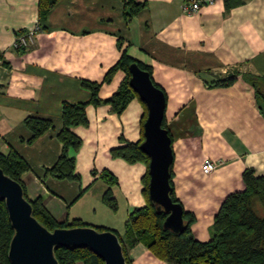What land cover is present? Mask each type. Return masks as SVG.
Returning <instances> with one entry per match:
<instances>
[{
    "label": "crops",
    "instance_id": "1",
    "mask_svg": "<svg viewBox=\"0 0 264 264\" xmlns=\"http://www.w3.org/2000/svg\"><path fill=\"white\" fill-rule=\"evenodd\" d=\"M136 1L143 6L125 18V0H56L41 30L16 49L15 36L36 21L39 0H0V152L13 150L26 161V197H39L57 221L122 230L127 216L146 202L145 163L111 153L142 137L138 96L120 113L105 102L86 105L87 123L72 128L80 146L68 151L77 178H57L47 169L61 152L62 103L90 99L83 80L99 83V99L110 97L125 72L118 68L104 77L125 53L146 66L165 93L174 192L194 216L193 235L208 240L223 197L243 188V170L264 174V115L242 77L264 76V0H215L194 13L182 11L183 0ZM229 74H236L232 84H213ZM28 116L51 125L31 138ZM206 157L219 162L208 174L201 171ZM104 171L115 182L108 183ZM108 187L115 210L103 201ZM124 254L131 264H170L141 242L124 243Z\"/></svg>",
    "mask_w": 264,
    "mask_h": 264
},
{
    "label": "trees",
    "instance_id": "2",
    "mask_svg": "<svg viewBox=\"0 0 264 264\" xmlns=\"http://www.w3.org/2000/svg\"><path fill=\"white\" fill-rule=\"evenodd\" d=\"M55 1L39 0L38 20L41 28V19ZM143 4V2H137L136 0H125L124 17L131 18L134 16ZM131 62H136L139 67L148 71L146 66L122 53L120 59L108 70L104 77V80H108L118 68L123 69L125 72L124 79L110 97L99 99L97 97L99 83L83 80L82 85L91 91L90 99L88 101L73 103L65 101L62 103V126L57 132V138L61 142V152L56 163L47 169V172L52 176L57 178L78 177L74 173V158L68 154V151L70 148L76 150L80 146L81 139L72 131V128L87 123L85 112L87 104L109 103L114 112L120 113L132 97L138 96L130 87L128 81L130 77L128 65ZM242 77L254 88L257 107L264 115V76L243 73ZM235 79L236 74H229L216 80L213 84L228 86ZM154 84L159 87L156 83ZM142 104L144 105L141 120L142 137L136 142H127L122 146L113 148L111 153L113 156L121 157L128 162L141 161L145 163L146 172L142 182L146 202L143 206L136 207L125 219L122 231L125 237L124 240L116 229L101 227L98 230L110 229L116 233L127 264L131 263L124 254V243L133 245L138 242L144 244L157 258L166 260L170 264H264V174L256 175L252 168L244 169L241 174L243 188L227 193L221 200L209 228L210 237L208 240H198L193 235L190 225L194 221V216L184 208L183 230L180 233H174L168 229H163L162 222L166 213L162 210L156 211L148 198V157L139 148V144L143 139L142 124L146 116V107L143 102ZM25 123L33 132L31 138H35L51 125L48 119L31 116L25 118ZM162 126L167 129L164 117ZM168 134L170 135L169 130ZM0 168L6 175L20 183L24 197L32 206V214L47 229L52 230L55 227H74L85 224L79 219L68 222L57 221L39 197L35 199L26 197L21 176L29 167L26 161L15 151L0 152ZM103 175L107 176L108 183L115 182V178L110 172L104 171ZM169 182L171 185V199L174 202L181 203L174 192L171 170ZM103 201L113 210L116 209L117 203L112 196L110 187L104 192ZM256 204L261 207V214L255 210ZM12 233L13 230L7 217L4 202L0 200V264H10L7 258V250ZM54 254L59 264H77L78 262H81V264H103V261L86 247H56Z\"/></svg>",
    "mask_w": 264,
    "mask_h": 264
},
{
    "label": "water",
    "instance_id": "3",
    "mask_svg": "<svg viewBox=\"0 0 264 264\" xmlns=\"http://www.w3.org/2000/svg\"><path fill=\"white\" fill-rule=\"evenodd\" d=\"M128 70L129 85L146 107L142 124L143 139L139 148L148 157V198L156 211L166 213L163 229L180 233L184 228L183 206L170 197L173 153L171 137L162 126L165 96L146 69L131 62ZM0 200L4 202L13 230L7 250L10 264H59L54 254L56 247H86L103 264H127L118 236L110 229L97 230L93 226L47 229L32 214V206L24 197L20 183L6 175L1 168Z\"/></svg>",
    "mask_w": 264,
    "mask_h": 264
},
{
    "label": "built area",
    "instance_id": "4",
    "mask_svg": "<svg viewBox=\"0 0 264 264\" xmlns=\"http://www.w3.org/2000/svg\"><path fill=\"white\" fill-rule=\"evenodd\" d=\"M215 0H183L181 9L184 13H194L199 10L202 5L213 3ZM41 30V25L38 20V16L36 21L32 26L27 28L24 32L18 33L15 36L13 45L16 49L25 48L31 41L32 38ZM218 161H213L209 158H204L201 165V171L204 174H208L213 171L217 165Z\"/></svg>",
    "mask_w": 264,
    "mask_h": 264
},
{
    "label": "rangeland",
    "instance_id": "5",
    "mask_svg": "<svg viewBox=\"0 0 264 264\" xmlns=\"http://www.w3.org/2000/svg\"><path fill=\"white\" fill-rule=\"evenodd\" d=\"M258 207H259V205L256 204V205H255V210H256V211H258ZM258 212H259V211H258ZM114 220L117 221V218H114ZM82 226H90V225H82ZM93 227H94V226H93ZM95 228L98 230V229H100L101 227H99V226H95ZM120 228H122V227H120ZM120 228H119V229H116V230L119 232L120 237L122 238V233H123L122 230H123V229L121 230ZM77 264H81V262H78Z\"/></svg>",
    "mask_w": 264,
    "mask_h": 264
}]
</instances>
